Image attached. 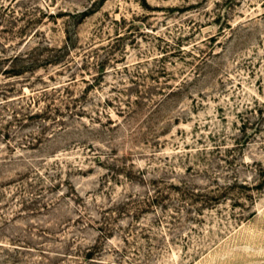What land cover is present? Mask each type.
I'll return each mask as SVG.
<instances>
[{
	"label": "rangeland",
	"instance_id": "obj_1",
	"mask_svg": "<svg viewBox=\"0 0 264 264\" xmlns=\"http://www.w3.org/2000/svg\"><path fill=\"white\" fill-rule=\"evenodd\" d=\"M0 264H264V0H0Z\"/></svg>",
	"mask_w": 264,
	"mask_h": 264
}]
</instances>
